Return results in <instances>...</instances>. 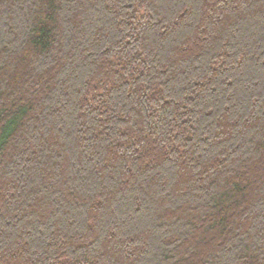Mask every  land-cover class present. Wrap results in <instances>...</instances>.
<instances>
[{
    "label": "trees",
    "instance_id": "16d2710c",
    "mask_svg": "<svg viewBox=\"0 0 264 264\" xmlns=\"http://www.w3.org/2000/svg\"><path fill=\"white\" fill-rule=\"evenodd\" d=\"M0 264H264V0H0Z\"/></svg>",
    "mask_w": 264,
    "mask_h": 264
}]
</instances>
